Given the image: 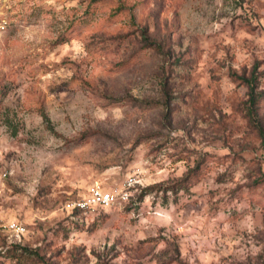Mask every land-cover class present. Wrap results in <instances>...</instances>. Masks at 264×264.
<instances>
[{"label":"rangeland","instance_id":"374dc122","mask_svg":"<svg viewBox=\"0 0 264 264\" xmlns=\"http://www.w3.org/2000/svg\"><path fill=\"white\" fill-rule=\"evenodd\" d=\"M0 18V264H264V0H0ZM197 160L189 190L138 199ZM93 184L129 198L71 213Z\"/></svg>","mask_w":264,"mask_h":264},{"label":"trees","instance_id":"16d2710c","mask_svg":"<svg viewBox=\"0 0 264 264\" xmlns=\"http://www.w3.org/2000/svg\"><path fill=\"white\" fill-rule=\"evenodd\" d=\"M63 40H66V37L64 35H63V37H60L58 39V41H63ZM141 50H143V48L142 49H138L136 52H134L130 56V58H133V57L136 58L139 55V52ZM252 80H253V78H252ZM252 80L251 79H246L245 80L247 85H248V98H247L248 101H247V103H248V114H249L250 117L252 116V114H254L253 113L254 107L258 104L259 96H260V91H257L255 89V82H253ZM12 83H13V81H2L0 79V103H1L2 98L8 93ZM121 99H125V97L112 98L110 102L117 103ZM41 115L43 116L44 120L48 124V127L49 128H53L51 123H50V121H49V117L46 114V112L42 110L41 111ZM257 128H258V130H260L259 125L257 126ZM202 158H204V157H201L200 159L202 160ZM198 165H199V160H197L196 165L191 167V168H189L188 171L176 181V183L165 184V185L153 183V184H149L147 186L140 187V190H139L138 195H137L138 199H142V197L145 194L151 192L153 189H156V188L162 189V192L164 194L166 193V191L168 189H171V191L174 194H177L180 189L189 190L190 186L192 185V183L194 181V177L197 174L196 169L198 168ZM129 205H131V203L127 204V206H129ZM70 210H71L70 211L71 213L77 215L78 217H83L80 214V212H79V208L73 207V208H70ZM18 248L23 249V247H20L17 243L11 244L10 249L9 250L6 249L5 252H6V254H9V252H10L12 254V256H19L22 253L21 252H19V253L17 252ZM24 249H26V248H24Z\"/></svg>","mask_w":264,"mask_h":264},{"label":"built area","instance_id":"2783aa9c","mask_svg":"<svg viewBox=\"0 0 264 264\" xmlns=\"http://www.w3.org/2000/svg\"><path fill=\"white\" fill-rule=\"evenodd\" d=\"M5 19L0 18V28L5 26ZM128 184L131 182L128 180ZM129 198V191L127 188L122 189L119 192H113L109 189L104 188L100 184H93L89 187L88 195L69 203L70 208L77 207L79 208L80 214L87 219L88 212L92 213L98 208H108L116 204L127 201ZM9 228L15 230L18 233L22 232V228L16 222H10Z\"/></svg>","mask_w":264,"mask_h":264}]
</instances>
